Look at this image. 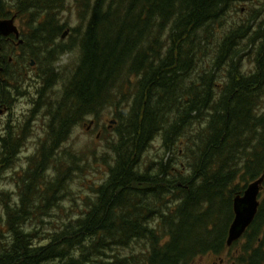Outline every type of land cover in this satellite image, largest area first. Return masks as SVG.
Wrapping results in <instances>:
<instances>
[{"label":"trees","instance_id":"trees-1","mask_svg":"<svg viewBox=\"0 0 264 264\" xmlns=\"http://www.w3.org/2000/svg\"><path fill=\"white\" fill-rule=\"evenodd\" d=\"M67 2L0 0V21L19 19L24 41L16 57L18 50L0 37V100L9 102L10 80L18 82L10 59L34 60L43 80L36 109L46 108L47 120L32 159L37 162L19 186L20 204L6 205L0 264H194L223 255L235 198L264 175V18L253 16L264 11V2L243 24L228 28L240 0H77L84 26L79 61L53 102L54 64L72 51L58 42L67 29L60 22ZM245 57L253 60L248 72ZM109 110L119 138L108 180L93 188L75 219L45 227L43 235L29 230L35 215L60 208L69 191L62 145L78 125ZM159 135L166 149L182 139L195 147L189 175L163 162L157 170L143 169V156ZM20 139L2 140L5 165L14 163ZM51 163L59 165L60 178L43 185ZM243 238L241 264H264V185ZM133 245L145 247L126 253Z\"/></svg>","mask_w":264,"mask_h":264},{"label":"rangeland","instance_id":"rangeland-1","mask_svg":"<svg viewBox=\"0 0 264 264\" xmlns=\"http://www.w3.org/2000/svg\"><path fill=\"white\" fill-rule=\"evenodd\" d=\"M76 1L68 0V10L60 17L61 24H67V29L64 32L69 31L70 33L65 39L60 38L58 42H63L67 47L71 46L72 49H70L72 51L60 55L54 64L55 86L48 92L53 102L60 100L63 85L69 80L79 61V45L77 41L80 39L78 37L84 32V26H81L78 19ZM253 1L240 0L237 8L229 12L226 19V27L230 28V26L243 24L244 21L251 17V10L253 8L259 9L260 5L262 6L264 2V0H256L258 3L255 5L252 3ZM239 10L242 12L240 13ZM256 15L257 13L253 16H255V19L259 18L257 21L259 22L264 18V11ZM16 25L21 28L22 22L18 19ZM75 29L76 32L72 33L71 31ZM21 61L19 58L16 59V63L18 64ZM42 61H44V58H42ZM17 66L18 70H25L26 73L22 72L20 74L23 75L22 77H16L18 82L16 83V80H13L11 91L7 92V95H11L9 96L10 100H13L12 105L3 104L0 100V105L2 103L5 107L9 108L8 111L4 107H0V111H2L0 114V231L2 232L7 231L4 225L7 222L6 205L19 206L21 199V188L19 186L23 185L24 181L22 179L37 162V160L32 159L37 157L39 148L46 137L47 130V120L44 115L46 108L41 107L40 109H36L38 108L37 100L39 98L37 93L40 89V82L43 83V80L39 81L38 78L40 72L39 66L36 62L35 68H32L29 61L27 65H23V68H20L19 65ZM243 69L245 72L253 69L252 58H244ZM22 78L28 79L27 84H23ZM33 81H35V86L32 88L30 84ZM15 87H17V90ZM21 93L23 95H20ZM259 112L264 115V98L259 106ZM112 121L115 123L112 124ZM91 122H95V125L92 130H89ZM116 124L115 113L113 110H109L101 114L98 120L88 118L74 129L68 142L62 145L58 153V155H61L60 159L64 158L68 160H65L66 162H69L64 167L63 173L66 170L67 172H71L70 182L65 184L69 185L66 198L59 204L61 209L51 207L46 217L35 215L29 224V230L41 232V235H43L42 232H44L45 227L47 229H54L63 221L75 219L80 215L87 198L91 199L94 197L93 188L103 185L109 178L110 167L113 166L115 159L114 151L112 150L113 144H117L119 138L118 126ZM6 138H21L20 144L18 141H15V143L19 144L16 159L13 164H9L8 166L3 163L2 158L3 146L1 139ZM178 143L170 150L166 149L163 145V135H159L143 156V169L151 168V170H157L159 163L163 162L165 165L169 164L174 167L176 170L175 174H181L184 177L189 175L192 165L195 164V147L191 146L188 148L185 145V139H182V142ZM49 168L45 175L49 183L44 181L43 185H52L51 183L54 180L58 181L60 178L61 169L59 165L51 163ZM62 195L59 194V197ZM36 203L39 205L37 201ZM31 211L33 212V209ZM41 235L40 238L43 239ZM243 244H245L244 238L233 246L232 250L234 251L238 247H242ZM143 247L145 246L141 248ZM141 248L138 245H133L126 253L138 254L141 252ZM205 260L206 258H199L197 264Z\"/></svg>","mask_w":264,"mask_h":264},{"label":"water","instance_id":"water-1","mask_svg":"<svg viewBox=\"0 0 264 264\" xmlns=\"http://www.w3.org/2000/svg\"><path fill=\"white\" fill-rule=\"evenodd\" d=\"M15 21L16 18L0 21V36L6 38L15 35L16 38L20 39L21 33L16 26ZM69 33V31H66L62 38L65 39ZM19 44H23V40L20 39ZM31 65L34 67L35 62L32 61ZM111 123L114 124L115 122L112 121ZM93 124L94 123L92 122L91 126ZM263 185L264 175L260 179L249 184L243 195L235 198V218L229 231L227 241L228 247L233 246L235 242L239 241L253 224L260 207V197L263 191Z\"/></svg>","mask_w":264,"mask_h":264},{"label":"flooded vegetation","instance_id":"flooded-vegetation-1","mask_svg":"<svg viewBox=\"0 0 264 264\" xmlns=\"http://www.w3.org/2000/svg\"><path fill=\"white\" fill-rule=\"evenodd\" d=\"M16 22H18V19H16L15 24H16ZM18 29H19V31L21 33L20 39L22 40V31H21V28L18 27ZM0 37H2V36H0ZM3 38H5V37H3ZM5 39H8V41H10L12 43V46H14V48L16 50H18L15 56L16 57H19L21 55V52H20L21 50H19V48H20V46L23 45V44H19L20 39L16 38L15 35H11L9 37H6ZM23 43H24V41H23ZM16 59L17 58H15V60H14V58H11L10 59V62L13 63V66H14V71L12 72V74L14 73V75L17 78H19V77H22L23 76V75H20V74L22 72L26 73V71L25 70H22V69L18 70V66L17 65H19L20 68H23V65L24 64L27 65V62H24L23 59H22L21 63L18 64V63H16ZM31 64H32V62L30 63V67L35 68V66L33 67ZM10 81L12 82L13 80H10ZM8 96H11V95H8ZM9 99H10V97H9ZM1 102L3 103V100H1ZM2 103H1L0 107L1 108L4 107V109L8 110L9 108L7 106L5 107L3 105L5 103H3V104ZM6 105L11 106L12 105V101L9 100V102H6ZM1 113H2V111H0V114ZM94 125H95V122L92 125V127L90 125L89 130H92V128L94 127ZM1 141H2V139H1ZM1 144H2V142H1ZM235 245L236 244H234L233 246H235ZM233 246H231V247H228L227 246L228 247L227 251L223 255H221V256H218L216 254H208L206 256H203V258H206V260L205 261H202L200 264H241V262L243 261L242 259H243V255H244L243 249H242V247H238L236 250L233 251L232 250ZM194 264H197V261Z\"/></svg>","mask_w":264,"mask_h":264},{"label":"bare ground","instance_id":"bare-ground-1","mask_svg":"<svg viewBox=\"0 0 264 264\" xmlns=\"http://www.w3.org/2000/svg\"><path fill=\"white\" fill-rule=\"evenodd\" d=\"M211 18V17H210ZM241 77V76H240ZM254 77V76H253ZM245 93V92H244ZM238 103V102H237ZM254 108V107H253Z\"/></svg>","mask_w":264,"mask_h":264}]
</instances>
